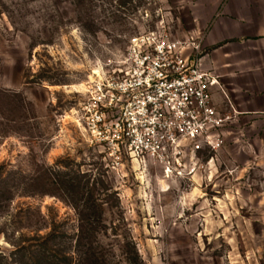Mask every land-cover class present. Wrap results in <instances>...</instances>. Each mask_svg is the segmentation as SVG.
I'll list each match as a JSON object with an SVG mask.
<instances>
[{
  "label": "rangeland",
  "instance_id": "374dc122",
  "mask_svg": "<svg viewBox=\"0 0 264 264\" xmlns=\"http://www.w3.org/2000/svg\"><path fill=\"white\" fill-rule=\"evenodd\" d=\"M261 11L264 0H0V264H264V80L244 71L264 61L249 38ZM151 32L215 76L224 61L240 68L216 76L230 118L195 175L109 156L80 119L91 82Z\"/></svg>",
  "mask_w": 264,
  "mask_h": 264
},
{
  "label": "built area",
  "instance_id": "2783aa9c",
  "mask_svg": "<svg viewBox=\"0 0 264 264\" xmlns=\"http://www.w3.org/2000/svg\"><path fill=\"white\" fill-rule=\"evenodd\" d=\"M185 50L154 32L132 39L123 65L88 86L80 119L109 156L149 159L163 176L182 177L197 173L198 156L220 147L230 117L215 103L217 78Z\"/></svg>",
  "mask_w": 264,
  "mask_h": 264
},
{
  "label": "crops",
  "instance_id": "0c3cea01",
  "mask_svg": "<svg viewBox=\"0 0 264 264\" xmlns=\"http://www.w3.org/2000/svg\"><path fill=\"white\" fill-rule=\"evenodd\" d=\"M245 23H247V22L239 21L240 25H245ZM251 23H252V25L251 24L250 25L252 27L253 33L250 35L249 38H251V37L253 38L254 44H252V46L254 49H257L259 51L264 52V13L262 11L255 13L254 17H253V21ZM230 39H232V37L227 38L226 43H223L222 46L220 47L222 50V55H224V57H226L225 55H227V52H228L227 51V44L229 43L228 41ZM217 50H218V48L213 49V51H217ZM223 59H225V58H223ZM232 64L233 63L228 62V61H224L221 63V65H220L221 69H222L221 74L219 76L216 75L217 78L219 79V81H220V79H222V77H225V75L234 74V72H239L240 68H237V70L233 69L232 73H226V69H228V67H230ZM236 64L239 65L240 63L238 64V62H237ZM244 64H247V65H245L246 66L244 69L245 72H250V73L253 72L254 74L258 75L259 82L264 80V79H261L262 74L264 72V61L258 62L257 64L254 62L253 65H251L249 63H245V62H244ZM205 69L211 71V69H208V68H205ZM224 92H226V91H224Z\"/></svg>",
  "mask_w": 264,
  "mask_h": 264
}]
</instances>
